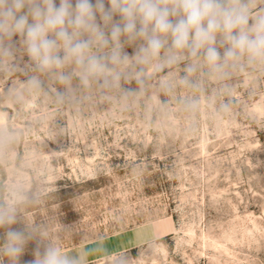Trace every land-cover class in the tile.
Instances as JSON below:
<instances>
[{"label":"rangeland","instance_id":"rangeland-1","mask_svg":"<svg viewBox=\"0 0 264 264\" xmlns=\"http://www.w3.org/2000/svg\"><path fill=\"white\" fill-rule=\"evenodd\" d=\"M221 2L246 27L264 17V0ZM97 21L107 46L68 27L91 70L52 32L64 62L41 68L26 31L0 25V264L49 249L70 264H264V57L213 67L169 35L145 58L144 37L111 40L118 13Z\"/></svg>","mask_w":264,"mask_h":264},{"label":"clouds","instance_id":"clouds-1","mask_svg":"<svg viewBox=\"0 0 264 264\" xmlns=\"http://www.w3.org/2000/svg\"><path fill=\"white\" fill-rule=\"evenodd\" d=\"M3 0H0L2 3ZM25 0H8L0 10V25L8 24L11 31L25 32L29 43V54L37 60L41 68L61 66L57 39L63 40L66 51L78 62L85 63L89 70L99 65V59L87 54L90 41H77L68 27L83 28L105 46L109 39L97 21L107 25L114 14L122 17V24H114L111 40H118L122 34L144 37L147 41L141 49L143 57L156 56L171 36L172 47L189 49L196 54L203 50L207 63L213 67L222 62L239 59L247 55L249 60L264 57V17L257 18L255 24L248 25V16L242 10L227 9L221 0H61L59 7L53 0H32L26 13H21ZM31 16L33 23H28ZM176 18V19H172ZM139 25V27H138ZM57 39L49 38V33ZM222 34L221 45L227 43L223 55L218 51L217 36ZM120 58L118 50H113L112 59ZM61 80L68 77L61 76ZM10 243L6 251L17 256L24 243L20 233L10 232ZM35 264H70L56 250L49 249Z\"/></svg>","mask_w":264,"mask_h":264},{"label":"crops","instance_id":"crops-1","mask_svg":"<svg viewBox=\"0 0 264 264\" xmlns=\"http://www.w3.org/2000/svg\"><path fill=\"white\" fill-rule=\"evenodd\" d=\"M108 253H110V252L106 250V251H103L102 254L100 253V255H105V254H108Z\"/></svg>","mask_w":264,"mask_h":264}]
</instances>
